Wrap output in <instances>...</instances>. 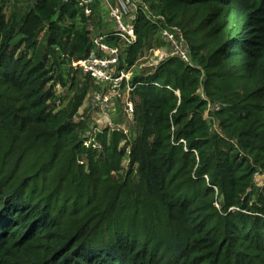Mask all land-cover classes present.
Segmentation results:
<instances>
[{"label":"trees","instance_id":"1","mask_svg":"<svg viewBox=\"0 0 264 264\" xmlns=\"http://www.w3.org/2000/svg\"><path fill=\"white\" fill-rule=\"evenodd\" d=\"M140 1L190 63L132 76L127 131L91 120L77 64L98 0H0V264H264V0ZM161 24L137 13L122 68Z\"/></svg>","mask_w":264,"mask_h":264},{"label":"built area","instance_id":"2","mask_svg":"<svg viewBox=\"0 0 264 264\" xmlns=\"http://www.w3.org/2000/svg\"><path fill=\"white\" fill-rule=\"evenodd\" d=\"M95 1L96 0H80V3L84 6V10L87 15H91L93 13L92 4ZM119 1L120 7L112 8L113 17L119 24V27L113 34L114 36H118L120 38L119 43L116 45H110L107 42L108 34L95 35L94 49L87 58L78 61L77 64L84 70V72L91 74L97 83L108 85V92L112 93V95L121 96L123 95L122 89L125 91L127 96L125 112L130 121L133 122L134 105L131 95L134 90V85L131 83L132 74L130 73V70H125L120 66V61L123 47H128L136 41L137 34L135 31V19L137 13L143 11L148 15L149 5L141 2L140 0ZM133 11H136V14L132 22L128 23L125 22L124 19L122 20L124 14L133 13ZM160 30L162 37L171 46V52L166 55L160 54L158 59L155 61V65L170 56H177L182 59V61L190 63L189 49L180 29L176 26H161ZM152 51L150 52V56ZM93 98L95 106L100 107V105L108 103L111 96L96 93ZM209 108L210 110H216L219 106H213L210 104Z\"/></svg>","mask_w":264,"mask_h":264},{"label":"rangeland","instance_id":"3","mask_svg":"<svg viewBox=\"0 0 264 264\" xmlns=\"http://www.w3.org/2000/svg\"><path fill=\"white\" fill-rule=\"evenodd\" d=\"M116 7H120L119 0H98V5L96 7V10H97V13L95 16L96 18L94 19L95 22L93 24V28L95 29L96 31L95 33L97 35L98 34H108L110 32L114 33L117 30V28L119 27V24L118 22L115 21L113 17V11H112V8H116ZM148 10H149L148 16L151 19H153L154 22H158V23L162 22V24L164 23L166 26H169V27L174 26V25H168L166 20L158 21L161 18V14L157 12L155 8L148 6ZM135 14H136V11H133V13L131 12L128 14H124L122 20L124 19L125 22L130 23L133 21ZM154 39H155L154 44H153L154 47L149 49L147 54H145L144 56H141L139 61L136 62V64L130 68V73L132 74L131 76H133L136 73H140L142 71H146L150 69L152 65H155V61L158 59V56L160 54L166 55L171 52V46L162 37L160 29H159V34H157ZM151 51L152 53L150 56ZM108 90H109L108 85L100 84L98 91L95 92V94L102 93V94L111 96V99L109 100V102L100 105V107L98 106L99 108L95 106V103H93L94 98L93 97L91 98L90 102L93 106L92 110H90L91 120L96 125H98L99 128H102L108 125L110 127L125 128L128 131L129 130L128 126L130 125L129 123H131V121L127 117L126 112H125V103L127 99L126 93L122 89L123 95L118 96V95H112V93H109ZM201 92H202V89H201ZM87 105H88V102L86 103L85 107ZM206 119H208L209 121H212V115L210 114V112H207ZM214 128L215 126L213 124L212 129L214 130ZM90 132L92 133V131ZM89 142L90 141H88L87 143ZM256 181L259 185H263L264 175L258 174Z\"/></svg>","mask_w":264,"mask_h":264}]
</instances>
